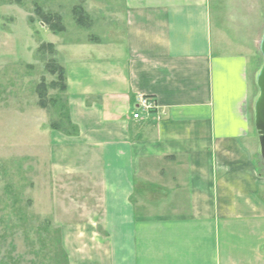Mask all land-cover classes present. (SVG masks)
I'll use <instances>...</instances> for the list:
<instances>
[{"label": "crops", "instance_id": "crops-1", "mask_svg": "<svg viewBox=\"0 0 264 264\" xmlns=\"http://www.w3.org/2000/svg\"><path fill=\"white\" fill-rule=\"evenodd\" d=\"M215 1L108 0L91 59L64 61L74 130L50 136L51 168L97 209L93 264H264L250 63L264 17ZM138 96L159 112L133 120Z\"/></svg>", "mask_w": 264, "mask_h": 264}, {"label": "rangeland", "instance_id": "rangeland-1", "mask_svg": "<svg viewBox=\"0 0 264 264\" xmlns=\"http://www.w3.org/2000/svg\"><path fill=\"white\" fill-rule=\"evenodd\" d=\"M245 2L251 8L258 6L257 12L264 17V0ZM107 3L0 0V264L95 263L91 252L101 226L91 221V214L97 209L94 203L84 207L77 184L61 182L63 177L51 168L50 136L57 131L52 126H60V132L69 126L62 84L49 66L91 59L87 41L94 34L105 36L96 25L90 28L91 20L97 24L106 18L95 10L105 9ZM116 4L122 7L120 1ZM215 6L212 0L213 10ZM77 9L88 16L85 28L76 25V14L82 16ZM42 15L54 17L51 24L63 31H51ZM67 42L72 45L63 47ZM47 44L54 49L39 51ZM250 63L252 104L258 94L259 50L253 52Z\"/></svg>", "mask_w": 264, "mask_h": 264}, {"label": "water", "instance_id": "water-1", "mask_svg": "<svg viewBox=\"0 0 264 264\" xmlns=\"http://www.w3.org/2000/svg\"><path fill=\"white\" fill-rule=\"evenodd\" d=\"M259 53L262 63L256 76L258 94L253 104V123L258 139L260 161L264 165V31L259 44Z\"/></svg>", "mask_w": 264, "mask_h": 264}, {"label": "trees", "instance_id": "trees-1", "mask_svg": "<svg viewBox=\"0 0 264 264\" xmlns=\"http://www.w3.org/2000/svg\"><path fill=\"white\" fill-rule=\"evenodd\" d=\"M16 2H17V4H19V1H16ZM77 12L80 13V14L82 13V16L81 15L78 16L76 14V25L79 26V27H82V28L87 27L88 23L85 25V21L86 22L88 21V16L84 13V11L82 9H77ZM41 18L44 20V23H46L44 25L48 24V26L50 27L51 31H53L55 34H60L63 31V27H59V25H56V24L55 25L51 24L52 20L54 19V17H50L48 15H46V16L42 15ZM44 48H47V49L52 51L54 49V46L52 44L43 45L42 48L39 49V51L43 50ZM49 68H50V72L53 73L54 75H57L56 77L58 78V81L61 82L62 85L60 86V90L62 92H65L66 91V85H65V71H64V68L62 66H59V65H50ZM40 94H42V93H38V97H40L39 96ZM39 102L41 103V100ZM65 112H66L65 120L67 121L68 117H67L66 107H65ZM67 125L69 126L70 129H72V131L74 130V127L70 125L69 120L67 121ZM52 128L54 130L59 131L60 126L53 125ZM261 165L264 167V165L262 163H261Z\"/></svg>", "mask_w": 264, "mask_h": 264}, {"label": "built area", "instance_id": "built-area-1", "mask_svg": "<svg viewBox=\"0 0 264 264\" xmlns=\"http://www.w3.org/2000/svg\"><path fill=\"white\" fill-rule=\"evenodd\" d=\"M159 112V106L153 97L138 96L137 110L132 115L133 120L141 119V115H150Z\"/></svg>", "mask_w": 264, "mask_h": 264}]
</instances>
